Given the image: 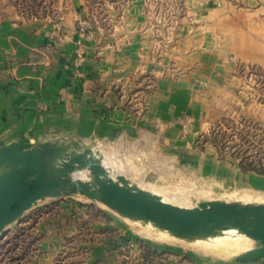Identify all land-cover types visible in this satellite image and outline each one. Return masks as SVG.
I'll return each mask as SVG.
<instances>
[{"label": "rangeland", "instance_id": "1", "mask_svg": "<svg viewBox=\"0 0 264 264\" xmlns=\"http://www.w3.org/2000/svg\"><path fill=\"white\" fill-rule=\"evenodd\" d=\"M72 13L97 47L140 55L131 79L112 91L135 119L147 112L148 96L172 82L165 117L153 114L129 137L108 129L105 138L78 133L75 121L42 120L33 134H14L25 147L80 143L112 176L180 207L264 205V0H0V23L53 28L59 43ZM85 53L72 57L71 77L83 78ZM233 231L179 238L80 193L46 197L0 234V264H264L237 260L259 247L255 240L225 258L204 248Z\"/></svg>", "mask_w": 264, "mask_h": 264}, {"label": "crops", "instance_id": "2", "mask_svg": "<svg viewBox=\"0 0 264 264\" xmlns=\"http://www.w3.org/2000/svg\"><path fill=\"white\" fill-rule=\"evenodd\" d=\"M76 15L67 20L63 43L54 40L53 28L0 23V139L26 129L33 134L42 120L75 121L78 133L89 128L101 138L108 129L129 137L136 134L135 127L148 128L153 114L165 117V93L170 86L175 88L172 82L162 83L159 99L148 96L147 112L141 120L135 119L112 91L119 82L131 79L140 55L132 53V47L124 48L123 55L115 46L97 47L78 32ZM82 49L86 65L83 78L77 79L71 77V60ZM18 137L14 135L13 142L26 148Z\"/></svg>", "mask_w": 264, "mask_h": 264}, {"label": "water", "instance_id": "3", "mask_svg": "<svg viewBox=\"0 0 264 264\" xmlns=\"http://www.w3.org/2000/svg\"><path fill=\"white\" fill-rule=\"evenodd\" d=\"M46 142L27 149L13 142L0 148V234L46 197L82 194L130 219L151 222L172 235L209 238L236 229L259 242L237 260H264V205L225 201L179 207L147 190L131 186L124 175L112 176L95 153L80 143ZM88 171L89 181L75 177Z\"/></svg>", "mask_w": 264, "mask_h": 264}, {"label": "bare ground", "instance_id": "4", "mask_svg": "<svg viewBox=\"0 0 264 264\" xmlns=\"http://www.w3.org/2000/svg\"><path fill=\"white\" fill-rule=\"evenodd\" d=\"M75 177H78V178L82 179L83 181H89L92 178L91 173L90 172L88 173V171H82L80 173H77ZM144 190H146V189H144ZM151 191H149V192L152 193L153 195L159 196L158 194H156L157 190L156 191L154 190V192L153 191L151 192ZM162 197H160V198L163 201H165L167 203H170V204H173L172 202H169V200L167 201L164 197L163 198ZM174 200H176V199H174ZM175 203L173 205H176ZM176 206H178V205H176ZM181 207H182V205H181ZM184 208H186V207H184ZM230 230L236 231V229H230ZM230 230H229V232H230ZM237 231H236L235 234L233 232H231V233L234 234L233 236L231 235L230 237H226V238L225 237L224 238H216V240H212V241H211V239L215 238L216 236L215 235H214L215 237L211 236L212 238L208 239L210 241V243H208V244L205 243L204 248L206 250L211 251L214 255H217V256H220V257H224V258L229 256V255H231V254H234V253L241 252L243 250L249 249V247L251 246V243H252L251 242L252 239L248 238L244 234L238 233ZM227 232H228V230L226 232L225 231H221L219 233H221V235H222V234L227 233ZM218 234H216V235H218ZM228 235H225V236H228ZM252 249H254V248H252ZM252 249L250 248V250H252ZM250 250H248V251H250ZM245 252H247V251H245Z\"/></svg>", "mask_w": 264, "mask_h": 264}]
</instances>
